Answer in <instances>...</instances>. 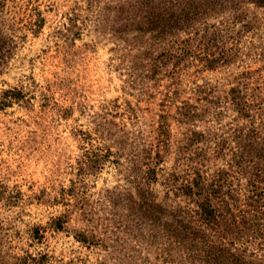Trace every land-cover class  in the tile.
Masks as SVG:
<instances>
[{"label":"rangeland","instance_id":"obj_1","mask_svg":"<svg viewBox=\"0 0 264 264\" xmlns=\"http://www.w3.org/2000/svg\"><path fill=\"white\" fill-rule=\"evenodd\" d=\"M0 1V237L13 253H46L53 264H113L108 248L75 237L92 231L109 245L98 201L127 183L107 162L80 174L83 152L112 145L98 139L101 125L118 131L107 123L145 145L164 123L171 141L188 129L205 131L209 111L230 109L231 89L264 107V1L213 0V14L180 36L186 55H153L152 67L103 27V10L119 0ZM190 108L208 110L183 122L179 114ZM172 151L160 168L174 165ZM57 218L61 230L54 229ZM38 227L41 240L33 239ZM140 254L145 260L131 264H162L153 252Z\"/></svg>","mask_w":264,"mask_h":264},{"label":"trees","instance_id":"obj_2","mask_svg":"<svg viewBox=\"0 0 264 264\" xmlns=\"http://www.w3.org/2000/svg\"><path fill=\"white\" fill-rule=\"evenodd\" d=\"M215 6L213 0H119L103 10V27L141 55L140 65L152 67L157 62L153 55H186L180 36L195 32ZM2 9L0 1V13ZM8 41L7 54L12 48ZM0 55H5L1 28ZM227 96L230 109L216 106L208 112L212 126L188 129L174 141L166 123L148 145L116 124L107 123L117 128L115 133L99 126L98 139L112 145H90L78 172L93 174L111 163L123 171L127 188L106 190L98 201L109 245L92 231L79 232L76 241L108 248L113 264L145 260L139 257L143 251L153 252L162 264H264V107L239 89ZM207 110L190 108L179 116L188 122ZM228 111L232 114L227 116ZM172 149L174 165L160 168ZM87 211L93 215L92 207L84 209L85 217ZM63 223L57 218L54 229L61 230ZM40 231L34 230L33 239L43 238ZM51 258L46 253L15 254L0 237V264H53Z\"/></svg>","mask_w":264,"mask_h":264}]
</instances>
